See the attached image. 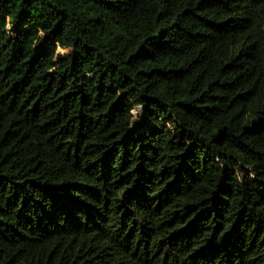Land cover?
Listing matches in <instances>:
<instances>
[{"label":"trees","instance_id":"trees-1","mask_svg":"<svg viewBox=\"0 0 264 264\" xmlns=\"http://www.w3.org/2000/svg\"><path fill=\"white\" fill-rule=\"evenodd\" d=\"M0 264H264V0H0Z\"/></svg>","mask_w":264,"mask_h":264},{"label":"clouds","instance_id":"clouds-1","mask_svg":"<svg viewBox=\"0 0 264 264\" xmlns=\"http://www.w3.org/2000/svg\"><path fill=\"white\" fill-rule=\"evenodd\" d=\"M12 16L11 15H8L5 19V23H4V28L5 29H10L11 28V21H12ZM41 36L43 35V31H40L39 33ZM69 51L68 48H65V47H61L59 46V44L57 45L56 47V53L59 54V55H64L66 54L67 52ZM50 71H52L53 69H49ZM141 108V105L140 104H136L135 107L133 108H130L129 111L131 112L132 114V117L135 119L136 118V115H137V112L138 110Z\"/></svg>","mask_w":264,"mask_h":264}]
</instances>
